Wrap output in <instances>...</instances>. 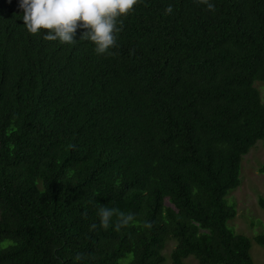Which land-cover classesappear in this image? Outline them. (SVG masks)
I'll use <instances>...</instances> for the list:
<instances>
[{"label": "trees", "instance_id": "trees-1", "mask_svg": "<svg viewBox=\"0 0 264 264\" xmlns=\"http://www.w3.org/2000/svg\"><path fill=\"white\" fill-rule=\"evenodd\" d=\"M212 2L138 0L98 54L0 0V264H253L225 197L264 139V0Z\"/></svg>", "mask_w": 264, "mask_h": 264}, {"label": "clouds", "instance_id": "clouds-1", "mask_svg": "<svg viewBox=\"0 0 264 264\" xmlns=\"http://www.w3.org/2000/svg\"><path fill=\"white\" fill-rule=\"evenodd\" d=\"M138 0H19L23 10L22 20L26 29L33 34L46 30L44 36L48 40L59 39L61 42L72 43L78 30L80 38L94 43L98 54L110 53L117 43L118 18L132 10ZM209 10L216 5L212 0H203ZM172 5L168 4L165 12L170 13ZM123 23L122 20L119 21ZM119 220L115 227L128 224L133 216L119 209L100 206L98 209L99 223L109 227L112 217ZM92 228L96 224L91 225Z\"/></svg>", "mask_w": 264, "mask_h": 264}, {"label": "rangeland", "instance_id": "rangeland-1", "mask_svg": "<svg viewBox=\"0 0 264 264\" xmlns=\"http://www.w3.org/2000/svg\"><path fill=\"white\" fill-rule=\"evenodd\" d=\"M258 98L264 103V83L254 82ZM264 139L258 140L247 154L241 158L239 170V186L228 192L225 201L228 206H234L235 216L227 222V227L235 234L242 235L250 241V257L253 264H264V247L256 243L258 236L264 237V175L259 168L264 165ZM168 205L167 201L165 202ZM175 242H166L163 250V263L171 264L170 253ZM5 243L1 244V246ZM132 255L128 254L119 260V264H128ZM184 264H197L194 257L188 256Z\"/></svg>", "mask_w": 264, "mask_h": 264}]
</instances>
